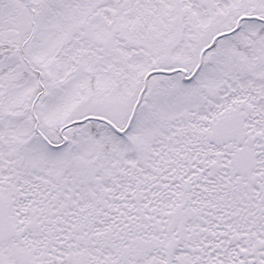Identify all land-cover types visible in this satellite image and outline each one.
I'll return each mask as SVG.
<instances>
[{
	"label": "snow or ice",
	"instance_id": "snow-or-ice-1",
	"mask_svg": "<svg viewBox=\"0 0 264 264\" xmlns=\"http://www.w3.org/2000/svg\"><path fill=\"white\" fill-rule=\"evenodd\" d=\"M0 264H264V0H0Z\"/></svg>",
	"mask_w": 264,
	"mask_h": 264
}]
</instances>
